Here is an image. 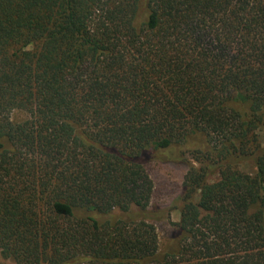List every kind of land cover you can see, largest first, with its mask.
Returning <instances> with one entry per match:
<instances>
[{
  "label": "trees",
  "instance_id": "obj_1",
  "mask_svg": "<svg viewBox=\"0 0 264 264\" xmlns=\"http://www.w3.org/2000/svg\"><path fill=\"white\" fill-rule=\"evenodd\" d=\"M262 132L264 0H0L2 260L264 264ZM167 153L187 173L161 246Z\"/></svg>",
  "mask_w": 264,
  "mask_h": 264
},
{
  "label": "rangeland",
  "instance_id": "obj_2",
  "mask_svg": "<svg viewBox=\"0 0 264 264\" xmlns=\"http://www.w3.org/2000/svg\"><path fill=\"white\" fill-rule=\"evenodd\" d=\"M13 115L18 123L27 119L25 113L16 112ZM261 135L264 136L263 132ZM177 161L175 158L168 159L167 153L162 158L156 157L146 166L153 183L147 220L155 226L161 246L167 243L172 234L171 223H176L179 218L180 196L187 167L183 162ZM242 169L246 173L254 172L249 163L244 164ZM0 264L12 263L0 258Z\"/></svg>",
  "mask_w": 264,
  "mask_h": 264
}]
</instances>
